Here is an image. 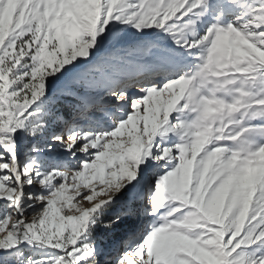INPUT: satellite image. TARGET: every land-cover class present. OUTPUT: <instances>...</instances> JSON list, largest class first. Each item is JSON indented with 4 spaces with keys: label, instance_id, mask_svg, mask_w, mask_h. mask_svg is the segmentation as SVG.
<instances>
[{
    "label": "snow or ice",
    "instance_id": "1",
    "mask_svg": "<svg viewBox=\"0 0 264 264\" xmlns=\"http://www.w3.org/2000/svg\"><path fill=\"white\" fill-rule=\"evenodd\" d=\"M0 264H264V0H0Z\"/></svg>",
    "mask_w": 264,
    "mask_h": 264
}]
</instances>
